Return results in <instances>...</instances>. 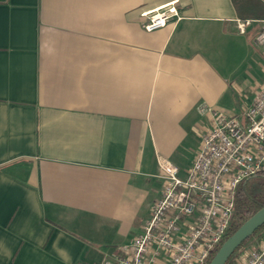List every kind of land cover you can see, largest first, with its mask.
Wrapping results in <instances>:
<instances>
[{
    "label": "crops",
    "instance_id": "0c3cea01",
    "mask_svg": "<svg viewBox=\"0 0 264 264\" xmlns=\"http://www.w3.org/2000/svg\"><path fill=\"white\" fill-rule=\"evenodd\" d=\"M263 21L264 0H0V264H100L141 235L159 158L184 177L201 109L241 118L261 91Z\"/></svg>",
    "mask_w": 264,
    "mask_h": 264
},
{
    "label": "built area",
    "instance_id": "2783aa9c",
    "mask_svg": "<svg viewBox=\"0 0 264 264\" xmlns=\"http://www.w3.org/2000/svg\"><path fill=\"white\" fill-rule=\"evenodd\" d=\"M153 32L172 18V5L142 14ZM252 20H238L241 34ZM264 56V21L253 39ZM212 127L201 131V144L184 177L170 161L159 158L161 197L154 203L142 234L100 264H206L226 239L239 186L264 172V85L253 104L237 116L225 117L212 108ZM228 264H264V236L258 245L235 255Z\"/></svg>",
    "mask_w": 264,
    "mask_h": 264
},
{
    "label": "trees",
    "instance_id": "16d2710c",
    "mask_svg": "<svg viewBox=\"0 0 264 264\" xmlns=\"http://www.w3.org/2000/svg\"><path fill=\"white\" fill-rule=\"evenodd\" d=\"M262 208H264V172L259 173L254 178L243 182L239 186L236 195L235 209L226 239L233 235L249 218ZM260 232H264V225L235 251L227 264L233 260L235 255L245 245V243L250 241ZM220 247L221 245L218 246L216 251H214L210 260H208L206 264L211 262Z\"/></svg>",
    "mask_w": 264,
    "mask_h": 264
},
{
    "label": "water",
    "instance_id": "95a60500",
    "mask_svg": "<svg viewBox=\"0 0 264 264\" xmlns=\"http://www.w3.org/2000/svg\"><path fill=\"white\" fill-rule=\"evenodd\" d=\"M264 225V208L249 218L233 235L227 238L209 264H227L235 251Z\"/></svg>",
    "mask_w": 264,
    "mask_h": 264
},
{
    "label": "rangeland",
    "instance_id": "374dc122",
    "mask_svg": "<svg viewBox=\"0 0 264 264\" xmlns=\"http://www.w3.org/2000/svg\"><path fill=\"white\" fill-rule=\"evenodd\" d=\"M258 234H259V233H258ZM258 234L255 235L254 237L258 236ZM254 237H253V238H254ZM253 238H252V239H253ZM252 239H251V240H252ZM251 240L248 241L247 243H245V245L239 250V252H238L236 255H238L239 253H241L243 250L248 249V248L251 246V244H250V243H251ZM249 244H250V245H249Z\"/></svg>",
    "mask_w": 264,
    "mask_h": 264
}]
</instances>
